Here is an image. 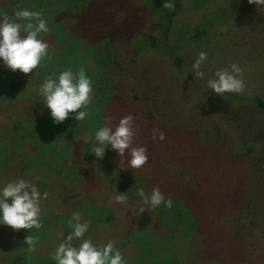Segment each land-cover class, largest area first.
I'll return each mask as SVG.
<instances>
[{"label": "rangeland", "instance_id": "1", "mask_svg": "<svg viewBox=\"0 0 264 264\" xmlns=\"http://www.w3.org/2000/svg\"><path fill=\"white\" fill-rule=\"evenodd\" d=\"M87 2L88 0L80 6L81 0H65L63 2H59V0H0V15L6 14L17 23H19V18L13 15L17 9L30 11L42 9L47 14L46 10H53L51 8L65 5L64 10L67 14L64 19H58L55 18L57 17L55 14L60 11L54 12L55 14L51 16V19L54 17V20L48 26L49 31L42 37H38L42 38L49 46L50 57L52 56L50 62L53 63L51 67L44 62V59L36 69L28 74H23L19 70L13 73L3 63H0L2 64L0 65V146L15 142V137L17 140L24 139L28 131L27 121L30 118L26 116L28 112L32 111L35 118L42 117L46 120L43 113H39V108L43 107L38 93L39 86L43 82L42 74H55L69 68L76 71L83 66L86 75L91 78L94 88L97 90L91 97L90 104H95V108L90 107V117L94 112H101L102 117V114L106 112L108 98L111 96L107 92L108 88L111 89L113 79L116 81L122 78V84L128 85L124 86L125 91H120L117 94L118 98L114 102L117 108H119V103H124L125 107L114 119L117 120L118 116L121 118L135 113V119L138 117V122L142 125L139 130L145 131V135L150 138L153 136V131L157 136L163 133L171 148L157 150L155 154H149L147 151L148 160L139 169L128 167L127 153L118 157L117 151L110 145L105 147L102 158H96L92 152L90 153L94 155L92 159L84 158L79 154L69 157L70 150L62 151L56 159L53 158L55 166L41 171L40 167H44L39 165L40 154L44 152L41 147L42 141L47 142V145H52L53 149L59 148L65 143L64 139L75 143L71 138L73 135L75 140H90L92 143L91 132L83 131L82 126L78 124L80 121L75 120V115L71 114L70 120L72 119L74 123L78 124L73 135L66 136L62 133L55 137V131L52 130L50 136H48V132L45 133L42 140L32 145L30 149L27 146L31 145L29 136L25 144L21 145L20 149L13 154L8 150L3 155L2 164L0 163V183L9 181L10 176L11 180L17 177L25 178L35 183L41 191L49 193L48 198L41 201L42 227L39 229L42 230L43 238H46L45 241H48V248L34 247L33 251H38L37 261L42 264L45 256L54 251L59 242L58 234H66L70 230L67 228L66 221L72 212L76 211L82 214L83 219L90 222L86 238L91 239L95 244L106 243L109 239L115 241L114 246L121 251L127 264H170L171 259H174V264H264V230L258 231V236L253 233L254 237L248 240L246 237H244L245 240L241 238L243 235L249 236L259 229V224L264 218V200L256 202L254 197L250 196V199L253 200L250 213L246 218L241 216L242 223H237L239 226L234 229V232H226L227 238H235L239 235V239L244 241L245 246L248 244V248H252V244H255L258 256L257 253L253 255L240 253L225 257V254L223 258L212 256L201 262L199 261L202 249L200 236L193 235L189 227L184 230L178 223L173 224L171 220H167L162 214L161 207L150 209L143 205L137 195L138 189H143L146 194H149L153 188H156L157 174L160 170H163L160 171L162 179L158 185L161 184L162 187L163 185L168 186L169 180L171 182L181 179V170L178 169L176 162L171 160L175 155L173 149L175 145L185 151L194 149L202 151L204 143L201 141L206 140L205 142L209 146L207 152L210 151L213 159L224 154L229 145L234 143V132L236 137L242 134L238 130L237 123L231 122L233 129L224 131L217 137L218 131H215L214 127L219 122L221 101L226 100L227 107L231 103L229 99L221 97L222 94L217 95L208 89L206 80L214 78L213 73L217 69L226 68L235 63L239 67H243L241 79L244 82V89H252L256 83L255 88L262 90L264 88L263 34L253 32L250 27H237L235 16L228 12L218 11L215 13V18H210L209 21L202 19L200 24L196 19L191 24L187 20L179 22V19L175 26H171V32L166 35V42L170 44V50L177 49L182 52L187 64L184 66L179 83L176 81V84H171V93L167 97V104L162 103V98L165 96H149L148 93L143 95L142 92L138 96L141 99L132 100L133 92H130L129 88L131 87L133 91L136 90L131 86V83L142 81L140 72L143 70L146 74L156 73L157 69L160 70L165 62L161 64V61L157 60L153 65L150 61L145 60L146 65L141 64V67L130 64L126 58L125 62L118 63L117 61L120 68L115 69V75L110 72L109 66L115 67V64L113 63L114 56H112L113 49L111 50L112 40L107 33L109 30H104L106 28L103 27L96 33H93L92 30H87V34L81 33L83 29L89 28L91 25L89 16L77 15V12L81 13L79 10ZM245 2L249 9L244 11H253L258 14V20L264 21V10L256 8L254 4H249L248 0ZM113 7L114 5L104 6L102 11L107 14V17L112 16L111 13L115 10ZM99 10L98 5L94 7L93 20L97 17ZM186 13L187 10L184 12L185 17ZM203 13L204 10L201 11V16ZM199 15L197 14L196 17ZM26 22L22 20L20 23L23 25ZM197 24L199 25L193 26ZM138 27L140 28V25ZM148 33L154 34L155 32L152 30ZM223 34L225 40L221 39ZM21 35L23 36L24 33ZM201 51L207 54V59L202 62L200 69L205 73L204 79L195 77L192 72V64ZM116 59L120 60L121 58ZM236 61L243 62V64L240 65ZM163 70H168V68L165 67ZM154 76L152 75V77ZM150 84L146 82L145 88H148ZM113 92L115 91L113 90ZM145 95L146 97L143 99ZM88 109L89 106L86 111ZM150 112L153 115L151 119L148 116ZM113 116L108 115L107 118H110L108 124L114 123ZM249 119V115L245 114L243 123H247ZM135 121L133 120V124ZM244 128L248 130L247 125H244ZM212 130L214 132H211ZM1 151L0 147V153ZM226 157L228 156L225 155L218 159L219 166ZM85 160L90 162V168L85 171L80 166L74 169L83 173L77 181L73 180L71 175H67L69 168L63 161L68 163L76 161L80 164ZM46 162L53 164L51 159H47ZM31 163L36 164L29 166ZM60 163L63 166H60ZM223 164L225 168L229 167L227 162ZM238 170L237 167L233 170L236 173L234 177L241 175L240 183H246L247 177L242 172L237 175ZM218 171L221 173V170ZM260 173L262 175L258 176L257 181L251 179L249 183L261 182L264 184V171ZM220 183L224 184L225 181H217L215 185ZM120 195L125 197L123 201H117L116 197ZM83 201L91 205L88 214L81 206ZM186 203L189 202L186 201ZM142 207L144 210L140 211ZM187 208L190 210L189 206ZM84 212L85 215H83ZM231 213L239 217L238 212L232 211ZM255 222L257 226L253 227ZM31 233L32 229L13 230L5 225H0V262H2L0 264H31L30 260L22 261L31 251H27L24 246L11 245L12 240L26 238ZM17 253L20 255L17 256ZM48 259L45 258L46 261ZM46 264H52V262L49 260Z\"/></svg>", "mask_w": 264, "mask_h": 264}, {"label": "trees", "instance_id": "2", "mask_svg": "<svg viewBox=\"0 0 264 264\" xmlns=\"http://www.w3.org/2000/svg\"><path fill=\"white\" fill-rule=\"evenodd\" d=\"M63 1L65 0H59V2ZM86 1L87 0H81L80 6ZM163 3L164 0H125L124 2L121 0H88L87 4L79 10L81 13L78 14L77 12L78 16L84 14L91 18L90 27H86L81 33L87 34V30H92L93 33H96L103 27L106 28L104 30H109L107 33L112 40L111 50L113 49L112 56H114L113 63L115 64V67L110 65L109 68L110 72L114 73V75L115 69H117V67L120 68L118 63L122 61L125 62L126 58L130 64L140 66L141 64L146 65L144 63L145 60L150 61L153 65L157 60H160L161 64L165 62V64L160 67V70L157 69L156 73L149 72L146 74L143 70L140 72L142 81L131 83V86L136 88V90L133 91L131 87L129 88V91L133 92L132 100L141 99V97L138 96L140 92H142L143 95L144 93H148L149 96H165L162 98V103L167 104V97L171 93L170 86L171 84H176V81L179 83L184 71V66L187 64L182 52L177 49L170 50V44L166 42V35L171 32V26H175L179 19V22L187 20L190 24L196 19L197 23L200 24L202 19L209 21L210 18H215V13L218 11H222L223 13L228 12L235 16L237 27H250L253 32H261L264 37V21L258 20V14L253 11H244L249 9L245 0H175L173 9L162 8ZM97 5L100 7V10L97 17L93 20L94 7ZM113 5L115 10L112 11V16L107 17V14L103 13L102 8L104 6ZM64 6L51 8L53 10H46L47 14H45L42 9L39 11L46 21L47 26L51 25V22L54 20V17L51 19V16L55 14L54 12L60 11L55 14L57 15L55 18L64 19L67 17L64 10L66 6ZM185 10H187L186 17L184 16ZM202 10H204V13L201 16ZM260 10H264V8H260ZM51 12L53 13L51 14ZM197 14L200 15L196 17ZM21 21L22 19H19L18 22L20 23ZM199 24L193 26H198ZM138 25H140V28ZM152 30L155 32L154 34L148 33V31ZM221 39L225 40L224 34ZM122 54L124 55L122 56ZM116 58L121 59L117 60ZM44 62L50 67L53 64L50 62V59H45ZM236 62L240 65L243 64V62ZM165 67H167L168 70H163ZM240 68L243 69L242 66H240ZM59 72L61 71L55 74H42L41 79L42 76V80L47 79L49 76L55 78ZM152 75L155 76L152 77ZM121 79H117L116 81L113 79L111 89L110 87L108 88L107 92L111 94V96L108 98L106 112L102 114V117L101 112H94L91 113V117L89 116V110L91 111L90 107L95 108V104L89 103L88 115L84 120L78 123L82 126L83 131L86 130V133L89 131V133L91 132L92 134L95 128L101 124H106V126L108 125L109 128L114 130L120 119L119 116L117 119L118 121L114 118L119 111L125 107L124 103H119L118 106L119 108L121 107L119 109L114 102L118 98L117 94L120 91H125L124 86L128 85H123V79ZM146 82L151 83L148 88H145ZM255 87L256 83L253 85L252 89L245 90L243 88L240 93H229V95L224 93L221 95V97L230 100L231 107L230 105L228 107L226 106V100L221 101L222 106H220L221 103L219 104V122L214 127L215 131H218L217 137L224 131L233 129L230 124L231 122H233V124L237 123L238 130L242 132L238 137H236L234 132V143L229 145L224 154L212 159L210 151L207 152L209 146L206 144V140L201 141V143H204L202 151H196L195 149L192 151H185L181 147L175 145L174 147L176 149L173 148L175 155L171 160L176 162V165H178L177 167H179L178 169L181 170V179L171 182H169V180V185H163L162 187L161 184L158 185V183H160L162 179L160 176L162 173L160 171L163 170H160L157 174L158 183L156 188H159L166 199L170 197L173 200V206L170 209L164 208L163 205L160 206L163 211L162 214L167 220H171L173 224L178 223L184 230H187L189 227L193 235L196 234L200 236V246L202 249L199 254V261L201 262L206 261V259L212 256L220 259L223 258L225 254V257H229L230 255L233 256L234 254L238 255L240 253L247 255L257 253L255 244H252V248H248V244L245 246L243 240H245L244 237H246L247 240L254 237L253 233L258 236L260 230H264V218L261 224H259V229L249 234V236L243 235V237H241L243 240L241 238L239 239V235L235 238L226 237L227 231L234 232V229L239 226L237 223H242L241 216L246 218L250 213L252 209L251 202L253 201L250 199V196L254 197L256 202L264 200V184L261 182L255 184L249 183L251 179L257 181L258 176L262 175L260 172L264 171V118H262L264 117V88L260 90ZM113 90L115 92H113ZM96 91L93 85L91 97ZM145 97L146 95L143 99H145ZM40 101L43 104L42 97H40ZM39 110V113H43L46 120L42 117L35 118L32 111L28 112L26 114V116L30 117L27 121L28 135L26 134L22 140L11 137L15 142L0 146L2 149L0 153L1 164L3 162V155H5L8 150H10L12 154L19 150L21 145L25 144L29 136L31 145H27L28 149H30L32 145L39 143L40 140H42V136L47 132L48 136H50L52 130L55 131V137H58L62 133L66 136H70L71 134L73 135L74 129L78 127V124L74 123V120H70V115L73 114L74 116L75 113H69L68 117H66L63 122L54 123L50 116V111L44 104ZM245 114H248L250 118L247 123H243ZM108 115H114L112 118L114 123H107ZM132 115L136 121L133 124L135 134L130 147L144 146L149 154H155V152L160 149L169 150L171 148L170 143H168L165 138L159 140L154 139L153 136L151 138L146 136L145 131L139 130L142 128V125L138 122L139 118L137 117V119H135V113H132ZM148 116L149 119L153 118L151 112ZM137 122L139 123L138 126L136 125ZM244 125L248 126V130H245ZM211 132L214 131L212 130ZM71 138L75 143H71L67 139H64L66 142L59 146V148L56 147L54 149L52 145H47V142H41V147L44 150V152L40 154L39 160V165L44 166L43 168L40 167L41 171L51 169L53 165L55 166L53 158L56 159L62 151L68 152L70 150V153H68L69 157L79 154L84 158L92 159L94 155L90 154L91 141L75 140L74 135ZM116 154H118V152H116ZM125 154L127 156H125L126 159L130 160L131 157L128 149H125L123 155L118 154V157L124 156ZM225 155L228 157H226L219 166L218 159H221L222 156ZM47 159H51L53 164L47 163ZM75 162L68 163L63 161V163L68 165L65 166L69 168V170H67V175H71L73 180L77 181L83 173L74 169L80 166L84 168V171L85 169L89 170L90 162L87 160L80 164ZM225 162L228 163L229 167L225 168L223 164ZM34 164L36 163H31L29 166ZM60 166L63 165L60 163ZM236 167L239 169L237 175L242 172L243 175L247 177L246 183H240L239 178L241 175L234 177L236 173L233 172V170L236 169ZM217 170H221V173L219 171L217 172ZM11 178L10 176L9 180H11ZM220 180H224L225 183L215 185V182ZM258 184L259 186H257ZM186 201L190 204L186 203ZM186 205L190 207V210H188ZM81 206L86 214L91 210V205L88 202L83 201ZM232 211L238 212L239 217L232 214ZM85 212L83 215H85ZM255 226H257L256 222L253 224V227ZM31 235L38 237L35 243L38 249L39 247H43L44 249L48 248V241H45L46 238H43L42 230L32 229ZM22 238L19 240H12L11 245L15 247L24 246L28 251L27 244L25 243L26 238ZM230 239L233 241L231 242ZM249 246H251V244H249ZM37 252L38 251L35 250L31 251V253L28 252L27 255L24 254L26 257L25 260L22 261L25 262L30 260L31 264H41L37 261ZM17 254V256L20 255L19 253ZM258 255L259 253H257V256ZM45 258L49 259L46 261ZM45 258L42 264H46L49 260L54 264V261L50 259V253H48ZM173 260L174 259H171L170 264H174ZM3 263H5V261H3Z\"/></svg>", "mask_w": 264, "mask_h": 264}, {"label": "clouds", "instance_id": "3", "mask_svg": "<svg viewBox=\"0 0 264 264\" xmlns=\"http://www.w3.org/2000/svg\"><path fill=\"white\" fill-rule=\"evenodd\" d=\"M175 0H164L162 8L173 9ZM256 8H264V0H248ZM13 15L27 21L23 25L11 20L6 14L0 15V62L15 73L28 74L44 59H50L49 46L42 39L44 33L49 31L47 23L41 19L39 11L17 9ZM21 33H24L22 36ZM207 59L204 51L198 53L192 64L195 77L204 79L205 73L201 71V64ZM242 69L235 63L226 68L217 69L214 78L206 80L207 88L217 95L224 93H240L244 88L241 79ZM93 83L86 75L85 68L79 67L76 71L71 68L59 72L55 78L49 76L40 84L38 93L42 97L44 106L50 111L54 123L63 122L69 113H75L74 119L82 121L88 115L86 109L91 100ZM79 110V111H77ZM110 119V118H107ZM132 114L121 117L114 130L101 124L91 134L92 143L90 151L96 158H102L105 147L110 145L118 154L123 155L125 149L129 150L130 160L128 167L139 169L147 160V149L144 146L130 147L134 137ZM138 130V129H137ZM153 138L163 140L164 135L158 136L153 131ZM47 191H41L38 186L28 179L17 177L0 183V225L13 230L40 229L41 201L48 198ZM141 203L150 209L163 205L172 208V198H165L159 188H153L149 194L143 189L137 190ZM123 201V195L116 197ZM142 207L140 211H143ZM67 233L58 234L59 242L50 253L54 264H127L121 251L114 246L115 241L109 239L106 243L95 244L86 233L90 222L82 218L80 212H72L66 221ZM38 237L28 235L25 239L28 251H33Z\"/></svg>", "mask_w": 264, "mask_h": 264}]
</instances>
